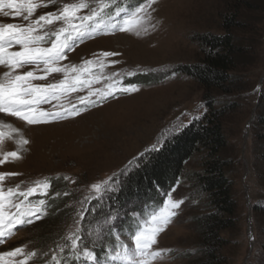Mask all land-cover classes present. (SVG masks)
Masks as SVG:
<instances>
[{
	"label": "rangeland",
	"instance_id": "obj_1",
	"mask_svg": "<svg viewBox=\"0 0 264 264\" xmlns=\"http://www.w3.org/2000/svg\"><path fill=\"white\" fill-rule=\"evenodd\" d=\"M79 2L57 0L55 5L38 8L30 19H37L49 11H57L64 4ZM89 2L91 7H96L95 0ZM142 3L144 0H111L110 6L102 14L101 26L97 28L95 23L88 22L90 27L82 39L75 36L73 26H66L61 21L48 26V31L65 28L62 41L71 37L67 39L71 47L66 50V58L59 64L69 69L75 67V72L67 73L68 83L81 81L84 87L83 90L62 93L59 99L38 103L35 108L37 112L50 113L71 110L75 106L80 110L79 115L29 125L16 117L0 113V116L7 119H0V160L4 161L0 163V173H17L6 176L0 182L5 191L8 188L15 189L17 185L21 191H25L35 182L53 180L55 188H50L47 196H29L28 201L36 204L38 200L44 199L47 204L49 199L54 200L56 197L66 199L64 206L58 210L64 211L62 215L56 216L58 211L55 213L53 206L45 204L39 213L40 219L32 224L16 225L0 242V253L21 248L24 252H35V256L26 257L23 253L16 257L4 256L0 264H16L17 261L25 260L28 264H56L53 255L61 264H76L75 257L70 255V241L67 237L75 232L81 212L84 216L79 223L81 250L84 246L93 249L98 254L97 258H102L100 261L103 264L109 249L123 251L125 244L130 249L134 248L131 236L139 229L146 230L153 226L151 216L153 212L158 213L163 209L165 201L171 205L173 201L181 200L183 203L175 210L176 216L157 236L153 250H163L164 254L152 261V264L263 262L261 245L264 221L257 217L254 209L256 205L264 208V162L255 157L252 136L255 103L259 96L256 92L240 94L236 99L238 107L223 117L228 141L227 154L234 160L230 177L238 217L234 226L222 233V246L217 253L212 251V254H208L203 249L204 234L200 228V218L210 211L205 208L204 201L194 194L193 184L185 174L167 190L159 192L161 198L158 200L150 202L154 196L148 201L133 197L122 206H117L121 217L119 230L112 227L114 221L105 222L110 210L109 203H106L107 194L105 199L97 200L91 185L109 177L125 180L120 173L130 160L145 152L158 139L168 136L174 126L181 122L189 126L202 117L206 112L208 93L196 81L179 73L177 68L200 62L203 52L199 37L208 32L220 33L222 13L230 7H239L234 0H157L148 10L150 15H145L140 24L131 26L129 31H120L119 27L125 26V13L122 12L123 15L118 17L117 9L134 10ZM3 11L10 15L5 17L0 12V24H28L22 16L15 17L10 9L4 8ZM88 11L83 9L79 15H87ZM75 24L78 25L79 21ZM89 33L96 34L89 36ZM54 39L55 36L46 37L42 46L50 47ZM18 48L16 46L13 50ZM104 52L118 55L104 57L101 55ZM262 56L264 58V52ZM0 70V75L7 71L2 66ZM28 70H32L31 66L17 71L22 73ZM128 72L136 74L128 76ZM112 73L121 74L120 77H114V80L136 84L139 91L131 95H119L115 99L109 98L95 106L86 107L79 103L80 97L88 95L89 88L95 91L108 87L112 81L106 77ZM38 74L43 75V72L39 71ZM143 75H150L154 81L141 84L132 82L133 79L138 81V77ZM63 79L65 73L54 72L43 80L32 81V84L47 85ZM90 99L96 100L97 97L92 96ZM22 139L28 143L21 144ZM12 151H16L20 158L7 156ZM129 167L134 169L135 162ZM200 168L201 162L197 155L187 165L186 173ZM58 182L66 186L67 191L58 192ZM13 199L19 202L23 197L16 195ZM132 209L135 210L134 214ZM12 211L15 212V209ZM41 220H50L55 226L51 230L35 228L34 225ZM48 231L49 234H45ZM43 240L53 242L44 246ZM61 247L64 248L63 253L60 252Z\"/></svg>",
	"mask_w": 264,
	"mask_h": 264
},
{
	"label": "snow or ice",
	"instance_id": "obj_2",
	"mask_svg": "<svg viewBox=\"0 0 264 264\" xmlns=\"http://www.w3.org/2000/svg\"><path fill=\"white\" fill-rule=\"evenodd\" d=\"M156 2L157 0H144V3L134 10L118 8L116 16L119 17L122 12L125 13L123 16L125 26L119 27V30L122 32L129 31L131 26L140 24L145 15H150L148 10ZM56 3L57 0H0V12H3L5 17L9 16L10 13L4 12L3 9L8 8L11 13H14L15 17L22 16L24 21H28L26 26L13 23L0 24V66L7 69L0 75V113L16 117L29 125L48 123L68 115H79L80 111L75 106L71 110L65 109L63 112L50 113L37 112L35 108V105L39 102L59 99L62 93L69 90H83L84 87V83L81 81H76L73 84L68 83L67 73L69 71L75 72V67L69 69L68 66L59 64L61 60L66 58V50L71 47L67 43V39L71 37H66L62 41L61 36L65 33V28L61 27L55 31H48V26L61 21L66 26H73L76 35L82 39L85 37L88 27H90L88 22L95 23L97 28L101 26L103 23L102 14L110 6L111 0H95L96 7H91L89 0H80L79 3L64 4L61 9L49 11L45 15H40L37 19H30L38 8L48 7ZM83 9H88L89 11L87 15L81 16L79 13ZM76 21H79L78 25L75 24ZM113 27L115 28L116 25ZM48 36H55V39L51 40L50 47H44L42 45L46 42V37ZM16 46H19L18 50H13ZM101 55L110 57L118 55V53L104 52ZM86 63L90 64L92 62L87 61ZM29 66H31L32 70L22 73L17 71ZM39 71H42L43 75L38 74ZM54 72L65 73V79L58 83H49L47 85L32 84V81L43 80L48 74ZM135 74V72L127 73L128 76ZM120 76V73L108 75L106 79L112 81L108 87L95 91L89 88L88 95L80 97L79 103L86 107L95 106L104 103L109 98L115 99L119 95H131L133 92L139 91V86L136 84H124L122 80L113 79ZM88 83H91V81ZM92 96H96L97 99H90ZM8 126L11 127V125ZM187 126L183 122L174 126L168 136L158 139L145 152L130 160L128 166L120 173V176L127 178L133 171H138L152 163L155 155L161 153L168 143L174 141L176 136ZM27 143L26 139L21 140V144ZM7 156L14 159L20 158L16 151L7 153ZM3 162V160H0V163ZM133 162H135L136 166L134 169L129 167ZM9 175H17V173H0V182L4 181L6 176ZM65 179L68 178L65 177ZM114 185L117 186L114 187ZM51 187L52 184L49 180L35 182L33 186L25 191H21L19 185L15 189L8 188L5 191L2 184H0V242L16 225L32 224L35 220L40 219L39 213L43 211L46 201L40 199L36 204H32L28 201V197L33 195L47 196ZM91 189L96 193L97 200L105 199V194H107L110 210L106 214L105 222L108 220L114 221L112 227L119 230L121 217L119 215L120 209L117 205L119 204V196L125 189L124 180L109 177L104 181L92 184ZM16 195L22 196L23 200L19 202L14 200L13 197ZM55 195H59V193ZM64 195H68V193H64ZM182 203V200L173 201L169 205L165 201L163 209L158 213L153 212L151 216L153 226L147 227L146 230L139 229L131 236L134 248L130 249L129 245L125 244L123 251L109 249L103 264H152V261L164 254L163 250H153V245L157 243V236L172 222L173 217L177 214L175 210L179 209ZM12 209H15V212ZM94 210L95 206H93ZM131 211L134 214L135 210L132 209ZM83 219V212H81L80 220ZM6 220L7 223L5 222ZM80 220L76 221L77 228L75 232L70 233L67 237L70 241V255L75 257L76 264H93V262L94 264H101V261L97 258L98 254L93 249L84 246L83 250H81L82 233L79 227ZM60 252H64L63 247L60 248ZM21 253L26 257L36 255L35 252H24L21 248H16L14 251L0 253V261L4 259V256L16 257ZM52 259L56 264H61V261L55 255L52 256ZM16 264H28V262L27 260L17 261Z\"/></svg>",
	"mask_w": 264,
	"mask_h": 264
},
{
	"label": "trees",
	"instance_id": "obj_3",
	"mask_svg": "<svg viewBox=\"0 0 264 264\" xmlns=\"http://www.w3.org/2000/svg\"><path fill=\"white\" fill-rule=\"evenodd\" d=\"M234 2L239 7H230L222 13L220 33L208 32L199 37L203 52L201 61L177 68L179 73L196 81L208 93L206 112L184 128L161 153L156 154L152 163L124 178L125 189L117 205L122 206L133 197L148 201L154 196L150 202L158 200L161 198L159 192L167 190L185 174L193 184L194 194L204 201L205 208L210 211L200 218L203 249L208 254L220 250L222 233L228 232L238 217L230 177L234 160L227 154L223 117L238 107L236 99L243 93L256 92L259 95L255 103L252 136L255 157L264 162V0ZM255 67H260L257 72ZM138 78V81L133 79L132 82L154 81L150 75ZM197 155L201 162L200 170L186 173L187 165ZM51 184L54 190L55 182L52 180ZM57 185H60L58 192L67 191L61 182ZM61 200V197L49 199L46 205L53 206L56 213L65 204L66 199ZM106 203H109L107 198ZM254 209L257 217L264 221V208L256 205ZM62 213L64 211H58L56 216ZM34 226L51 230L55 223L41 220ZM262 230L264 235V227ZM43 241L44 246L53 242ZM261 248V264H264V236Z\"/></svg>",
	"mask_w": 264,
	"mask_h": 264
},
{
	"label": "bare ground",
	"instance_id": "obj_4",
	"mask_svg": "<svg viewBox=\"0 0 264 264\" xmlns=\"http://www.w3.org/2000/svg\"><path fill=\"white\" fill-rule=\"evenodd\" d=\"M0 72H1V70H0ZM0 119H6V118H3V116H0ZM7 120V119H6ZM4 123V122H3ZM31 129V128H30Z\"/></svg>",
	"mask_w": 264,
	"mask_h": 264
}]
</instances>
